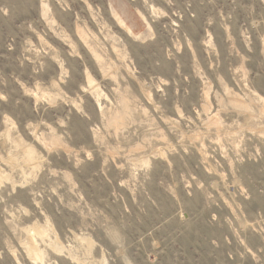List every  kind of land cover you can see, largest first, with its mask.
Wrapping results in <instances>:
<instances>
[{
  "label": "rangeland",
  "instance_id": "rangeland-1",
  "mask_svg": "<svg viewBox=\"0 0 264 264\" xmlns=\"http://www.w3.org/2000/svg\"><path fill=\"white\" fill-rule=\"evenodd\" d=\"M0 264H264V0H0Z\"/></svg>",
  "mask_w": 264,
  "mask_h": 264
},
{
  "label": "bare ground",
  "instance_id": "bare-ground-1",
  "mask_svg": "<svg viewBox=\"0 0 264 264\" xmlns=\"http://www.w3.org/2000/svg\"><path fill=\"white\" fill-rule=\"evenodd\" d=\"M153 8H154V7H153ZM158 11H159V10H158ZM156 13H157V12H156ZM156 13H155V14H156ZM228 31H229V30H228ZM46 59H47V58H46ZM91 85H92V83H91ZM6 120H7V119H6ZM41 125H42V124H41ZM46 126H47V125H46Z\"/></svg>",
  "mask_w": 264,
  "mask_h": 264
}]
</instances>
